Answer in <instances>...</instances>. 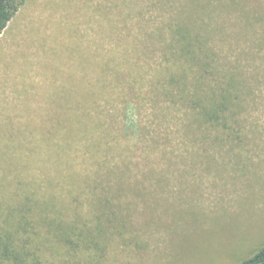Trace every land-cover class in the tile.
Here are the masks:
<instances>
[{"label":"rangeland","instance_id":"obj_1","mask_svg":"<svg viewBox=\"0 0 264 264\" xmlns=\"http://www.w3.org/2000/svg\"><path fill=\"white\" fill-rule=\"evenodd\" d=\"M171 23L201 33L205 72L180 73ZM230 77L245 131L226 140L192 102L200 79L211 92ZM85 107L90 130L60 149ZM0 154L9 203L23 181L78 224L76 247L36 228L40 264L251 256L264 246V0H25L0 35Z\"/></svg>","mask_w":264,"mask_h":264},{"label":"trees","instance_id":"obj_2","mask_svg":"<svg viewBox=\"0 0 264 264\" xmlns=\"http://www.w3.org/2000/svg\"><path fill=\"white\" fill-rule=\"evenodd\" d=\"M239 1L241 0H231V3L234 6ZM24 2L25 0H0V35L8 27ZM168 29L172 36L169 44L170 52L173 53L174 57L178 55L177 57L184 60L180 73L187 67L191 69L192 65H198L200 73L205 72V67L208 68L211 65L207 62L208 56L202 52L204 40L201 33L186 23H171ZM178 77L184 78L180 74ZM195 88L196 93L193 96L192 108L196 114V121L203 125L205 123L209 130L214 129L226 140L239 138V135L245 131L244 126L238 120L239 113L244 110V106L242 107L241 89L237 87L234 78L230 77L216 91H204L201 79ZM130 108L128 107L125 112L127 133L132 132V127H138L136 123L130 120ZM89 115V109L85 107L80 119L72 124H67L72 130L67 133L64 132L62 144H58L60 149H64L62 147L66 145V137L80 138L78 133L82 132V125L87 131L90 130L89 121H86ZM63 124L53 123L51 136L57 134L59 132L58 125L62 127ZM76 125L78 128H73ZM27 142L28 139L17 140L18 144L13 149L14 153L23 146L27 149ZM3 155L7 157V155ZM3 180L0 178V264H40L41 257L38 251L41 247L38 246L40 245L38 240L40 233L36 228L42 227L43 224H46L47 234L52 233L57 240L66 245L77 246L78 224L59 221L55 219L56 216L50 217L54 211H57V215L62 216L63 211L69 207L66 203L63 205V210H59L57 206L58 197L53 194L44 198L34 191L24 189L20 191L22 186L27 188L23 181L20 182L19 188L10 194L12 201L9 203L7 192L4 190L6 183H3ZM34 230L37 231V237L34 235ZM230 264H264V246L252 253L251 256Z\"/></svg>","mask_w":264,"mask_h":264}]
</instances>
